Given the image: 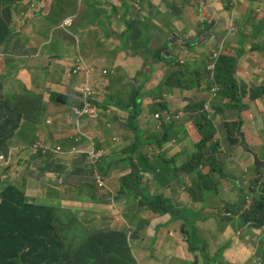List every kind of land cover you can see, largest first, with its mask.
<instances>
[{
    "label": "crops",
    "instance_id": "0c3cea01",
    "mask_svg": "<svg viewBox=\"0 0 264 264\" xmlns=\"http://www.w3.org/2000/svg\"><path fill=\"white\" fill-rule=\"evenodd\" d=\"M0 7L12 29L5 43L8 54L2 58L5 70L0 69V80L7 79L5 92L32 90L43 97L39 123L24 121L17 137L24 147L40 141L64 149L49 157L20 153L12 165V182L25 185L31 202L57 209L60 228L74 255L100 236L113 247L117 243L110 238L116 237L122 253L127 248L136 264H192L195 260L198 264H262L264 229L249 224L235 233L218 222L223 208L264 198V0H144L140 10L124 0H7L0 1ZM218 48L236 58L240 101L206 100L217 131L203 154L210 156L214 150L220 173L213 172L214 183L204 189L196 173L188 175L184 170L194 152L191 140L199 133L192 119L199 108L189 106L205 95L198 91L207 69L204 62L209 63L212 50ZM159 50H163L162 59L156 58ZM79 60L108 70L98 85L105 86L99 101L109 117L79 125L103 149L104 162L99 167L89 165L86 155L71 152L70 136L79 131L74 123L69 126L67 116L79 102L85 77L70 76L67 71ZM176 61L187 65L176 69ZM179 70L181 78L175 73ZM177 80L182 83L173 85ZM53 95L67 96L68 104L55 102ZM134 99L142 101V110L147 111L162 99L167 108L183 113L184 129L159 149L147 145L150 134L142 128H151V116L143 111L137 125L138 141L145 146L131 159L130 151L121 153L133 146L136 133L119 105L127 106ZM225 122L239 123L234 141L228 138ZM132 161H138L146 173L142 187L147 194L165 195L186 213L191 209L194 217L206 218L195 223L193 235L199 239L192 251L190 236L179 230L183 221L140 206L142 195L123 189L135 185L123 180ZM99 177L104 188L97 185ZM194 185L201 191L187 193ZM140 209L147 214L140 215ZM220 250H224L222 259L217 258ZM71 264L94 262L72 259Z\"/></svg>",
    "mask_w": 264,
    "mask_h": 264
},
{
    "label": "trees",
    "instance_id": "16d2710c",
    "mask_svg": "<svg viewBox=\"0 0 264 264\" xmlns=\"http://www.w3.org/2000/svg\"><path fill=\"white\" fill-rule=\"evenodd\" d=\"M0 1L7 2V0ZM228 1L230 3L234 2V0ZM141 8L142 6L138 10ZM11 35L12 29L4 17L3 11H0V42L4 43L7 37ZM186 44L192 45V43ZM3 50L4 47H0V69L5 70L4 60L2 61L5 55V52H2ZM162 53L163 50H159L156 58L162 59ZM210 55V62H204V66L206 65L207 69H204V74L199 81L198 91L210 94L209 100L212 98H224L231 101H240L239 84L236 77V58L221 48L213 49ZM208 64L211 65L210 68H208ZM177 65L181 66V68ZM183 65H187V63H181L180 61L174 63L176 69H183ZM175 73L179 74L181 78L182 72L180 70L175 71ZM169 82L170 80L167 79V83L165 84H169ZM177 83L182 82L177 80L173 85ZM103 87L105 86H90L87 91L82 86L78 95L79 102L74 103L67 116L69 126L74 123L77 129L79 125H82V122L88 119H98L101 121L109 117L108 109L103 108L99 101L103 93ZM6 88L7 85L0 80V155H6L9 161L10 143L18 134L23 132V122L38 124L44 109L42 96L36 95L30 90H25L21 94L9 95L5 92ZM141 95L139 94L137 97L141 98ZM52 98L57 103L68 104V97L65 95H53ZM141 102L134 99L127 106L123 104L119 105L120 110L128 115L130 129L136 133L133 146L121 153L125 154L130 151L131 159L141 153L140 150L145 146V144L143 145L138 141V134L141 131L140 126L137 125L143 111L145 115L150 114L151 116V128H142L150 134L146 141L147 145L153 144L159 149L166 141L181 136L184 129L183 121H180L181 115L179 116V113L167 108L163 104L162 99L155 101L148 111L147 108H143L142 110ZM206 104V100H201L189 106L194 110L199 108L198 114L192 118L199 133L191 140L194 152L184 164L185 174L193 175L196 173L199 180L203 181L201 185L204 189H207L212 182L214 183L213 178H211L212 173L215 171L216 173L220 172L217 166V158L214 157V150L210 156L203 154L213 142V139H215L217 131L212 121V114L206 108ZM122 120L127 123L126 119L123 118ZM238 126V122L224 123L229 140L233 139L234 141V137L237 139L236 129ZM73 136L71 135L70 138ZM80 138L87 142V152L91 150L94 152L103 151V149L97 148L95 139L89 132H80ZM74 140L78 139L75 138ZM36 143L37 141L33 145H26L30 153H32L31 150L35 147ZM218 146L219 144L216 143V148ZM50 148L47 146L40 147L37 154L49 157L52 155L51 152H57L54 148ZM78 155H86L88 164H91L92 160L89 159L87 153ZM103 157L99 156L96 165L93 167L101 166L104 162ZM4 165V163L0 162V264H71L72 259L90 260L94 264H101V262L103 264H136L127 248L126 253H122L121 246L116 237L110 238L114 241V244L117 243L116 247L110 246L106 242V239L102 241V237L97 236L93 238L92 242L87 241L79 248L78 254L74 255V248L68 244L67 238L63 235L60 228V215H57V209L42 203L31 202L26 195L24 184L12 181L6 184L5 178H8V176L4 175L3 169L1 170ZM7 167V172L11 171L12 166ZM205 168L206 175H203V169ZM130 170L129 176L123 180L135 182V185H131V187L124 185L123 189L125 191L127 189L131 190V193H135L136 196L140 193L142 195L140 206L147 207L157 214H169L173 217V221H183L194 228L191 212H181L165 195L153 197L144 191L142 185L146 173L141 169L138 161H132ZM220 215L223 219L218 222L219 227L226 225L235 233L241 231V229L234 228L232 225L238 222H244V225L241 227L254 224L259 228H264V198H259L249 211H246L245 205L241 204L239 206H227L223 208ZM123 235L120 234V237ZM125 238L122 239L125 240ZM190 241L191 245H189V249L192 251L193 247L197 245L194 241ZM223 252L224 250H220L217 258L222 259ZM192 264H198V260H195Z\"/></svg>",
    "mask_w": 264,
    "mask_h": 264
},
{
    "label": "rangeland",
    "instance_id": "374dc122",
    "mask_svg": "<svg viewBox=\"0 0 264 264\" xmlns=\"http://www.w3.org/2000/svg\"><path fill=\"white\" fill-rule=\"evenodd\" d=\"M124 2L129 4V1L128 0H124ZM33 17H34V19H37L38 18L37 11L35 13H33ZM10 37L11 36H8L4 43H6L10 39ZM4 43L3 42H0V47H4V50L2 52H5V53L8 54V51H7L8 45L7 44H4ZM79 56H81V55H79ZM85 66H86V69L87 70L93 71L95 73L100 72L104 68L102 66H94V65L89 64V63H87ZM4 83L5 84L7 83V79L4 80ZM89 84L92 85V86H97V83H95V82H90ZM30 91L33 93L32 90H30ZM210 97H211L210 94L202 95V100H207ZM180 115L182 117L183 113H179V116ZM115 140H117V139H115ZM230 141H233V139L230 140ZM28 150L29 149L25 148L21 144L20 139L17 136H16V138L14 140L11 141V143H10V150H9V153H8V155H10V159L8 161V159L5 158V160L2 162L5 165L1 168V170L3 169L4 175L5 176H8V178L7 177L5 178V183L6 184H8L10 181H12V178H13V173L11 171L7 172V169H8L7 166H12L13 165V162L17 161L18 155H20V153H23V152L30 153ZM31 151H32L33 154H37V152H38L37 149H33ZM129 174H127L126 176H129ZM97 179H99V178H97ZM196 185H198V184H196ZM196 185L190 186L189 188H187L188 190L186 192L189 193V194H191V195L192 194H195V193H199L201 191V189L198 186H196ZM26 186H27V183H26ZM254 193H256V192H254ZM171 203L173 204V202H171ZM175 207L178 208L177 206H175ZM178 209H180L181 212H186L183 208H178ZM189 212H191L192 215H193L192 218H193V221H194V228L191 227V226H189L187 223H184L183 222V224L180 226L179 230L181 231V233H183L184 236H190L189 239L192 240V241H194V242H196L199 239V237L197 235L196 236L193 235L194 234L193 232L196 230L195 229V223L198 222V221H201L202 219L206 220V218L203 217V216H202V218H198V217H196V214H195V217H194V212L191 209H190ZM144 214H147V212L144 209H140V215H143L144 216ZM243 225H244V222H238V223H236L234 225V227L240 228ZM121 238H125V235L121 236Z\"/></svg>",
    "mask_w": 264,
    "mask_h": 264
},
{
    "label": "clouds",
    "instance_id": "9594fccd",
    "mask_svg": "<svg viewBox=\"0 0 264 264\" xmlns=\"http://www.w3.org/2000/svg\"><path fill=\"white\" fill-rule=\"evenodd\" d=\"M136 9H138L137 8V6H136V4L132 1V0H128ZM144 1V0H143ZM143 1L141 2V6H142V3H143ZM32 5L33 6H35V3H32ZM78 62H81V63H84V65H86V63L85 62H83V61H81V60H79ZM78 64V63H77ZM75 68V66H73V67H71L70 69H68V71H67V75H70V76H80V75H83L84 77H85V82L83 83V87L85 88V86L88 84V83H90V82H95V83H97V86H98V84L99 83H102V80H103V78L105 77V75L106 74H103V71L104 70H106L107 72H108V70L107 69H103V70H101L100 72H97V73H95L94 72V74L93 75H87L86 74V72L83 70V71H81V72H79L78 74H73L71 71L73 70ZM208 68H209V64H208ZM207 108V107H206ZM239 127V126H238ZM238 127H237V129H236V136H237V132H238ZM77 130L79 131L75 136H73L72 138H71V140H72V142H75L74 143V145L72 146V149H71V152L73 153V154H84V153H87L88 154V156H89V159L90 160H92V162H91V164H93V165H96V163H97V160L96 161H94L93 159H91V151H89V152H87L86 150H87V147H86V142L85 141H83V140H81V138H80V132H82L81 131V129L78 127L77 128ZM75 138H77L78 140H74ZM239 139H241V137L239 136ZM45 146H47V147H51L50 149H52V148H54L56 151H57V148H60V151H57V152H59V153H63L64 151V149H63V147L62 146H55V147H53V146H50V145H47V144H45V143H43V142H37L36 143V145H35V147L34 148H32V150L33 149H37V151H38V149L40 148V147H45ZM26 148V147H25ZM97 152H99L100 153V156H103V151H101V150H99V151H97ZM99 181H101V183H102V185H100L98 182ZM97 185H98V187H100V188H104L105 187V183H104V181H103V179L101 178V177H99V179H97ZM254 201H252V200H246L245 199V210L246 211H249L251 208H252V206L254 205ZM259 229H264L263 227L262 228H259ZM263 260H264V258H263ZM262 260V264H263V261Z\"/></svg>",
    "mask_w": 264,
    "mask_h": 264
},
{
    "label": "built area",
    "instance_id": "2783aa9c",
    "mask_svg": "<svg viewBox=\"0 0 264 264\" xmlns=\"http://www.w3.org/2000/svg\"><path fill=\"white\" fill-rule=\"evenodd\" d=\"M136 6L138 8H140L141 6V2L143 0H132ZM211 67V65H209V68ZM85 71L87 75H93L94 72L93 71H90V70H87L86 69V66L84 65V63H81V62H78V64L75 65V68L71 71L73 74H78L79 72L81 71ZM103 74H107V71L104 70L103 71ZM90 85L89 83L85 86V89L88 91L89 88H90ZM57 151H60V148H57ZM100 156V153L99 152H94L93 150L91 151V159H93L94 161H96ZM6 156L5 155H0V162H3L5 160ZM100 185H102L101 181L98 182Z\"/></svg>",
    "mask_w": 264,
    "mask_h": 264
},
{
    "label": "water",
    "instance_id": "95a60500",
    "mask_svg": "<svg viewBox=\"0 0 264 264\" xmlns=\"http://www.w3.org/2000/svg\"><path fill=\"white\" fill-rule=\"evenodd\" d=\"M251 225H254V224H250L249 226H251ZM254 227H257V228H259L257 225H255ZM263 264H264V262H263Z\"/></svg>",
    "mask_w": 264,
    "mask_h": 264
},
{
    "label": "bare ground",
    "instance_id": "6f19581e",
    "mask_svg": "<svg viewBox=\"0 0 264 264\" xmlns=\"http://www.w3.org/2000/svg\"><path fill=\"white\" fill-rule=\"evenodd\" d=\"M137 182V181H136ZM79 201V200H78ZM100 203V202H99ZM158 241V240H157ZM152 255V254H151Z\"/></svg>",
    "mask_w": 264,
    "mask_h": 264
}]
</instances>
